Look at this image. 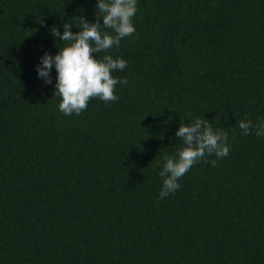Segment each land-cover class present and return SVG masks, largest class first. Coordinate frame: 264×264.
Listing matches in <instances>:
<instances>
[{"label": "trees", "instance_id": "1", "mask_svg": "<svg viewBox=\"0 0 264 264\" xmlns=\"http://www.w3.org/2000/svg\"><path fill=\"white\" fill-rule=\"evenodd\" d=\"M137 9L134 35L99 54L128 62L118 99L68 116L36 65L96 0H0V264H264V136L239 128L264 119V0ZM195 118L229 155L161 200L162 154Z\"/></svg>", "mask_w": 264, "mask_h": 264}, {"label": "clouds", "instance_id": "2", "mask_svg": "<svg viewBox=\"0 0 264 264\" xmlns=\"http://www.w3.org/2000/svg\"><path fill=\"white\" fill-rule=\"evenodd\" d=\"M138 0H96V21L79 18L78 24L63 23L61 32L51 29V34L64 43L57 47L53 55L45 52L36 65L39 79L52 84L51 73L56 72L55 95L60 97L58 109L65 115H80L88 107L91 98L104 102L118 99L116 85L127 84L126 78L114 77L112 73L123 72L127 61L122 57L113 58L106 53L119 49L121 41L134 35V17L137 14ZM102 19V24L100 20ZM73 25L78 31L73 32ZM110 29V31H108ZM239 128L244 135L255 130L257 136H264V119L253 124L242 120ZM175 136L180 139V147L173 155H163V164L158 171L162 178L159 199L163 200L180 189L179 180L200 161L216 166L218 159L229 155L228 133L214 129L213 123L204 118H195L191 123H180ZM217 159L209 161V157Z\"/></svg>", "mask_w": 264, "mask_h": 264}]
</instances>
